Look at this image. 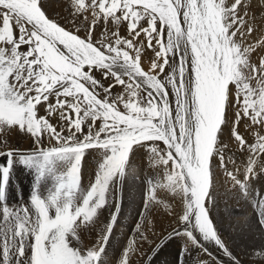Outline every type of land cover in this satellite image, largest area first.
I'll return each mask as SVG.
<instances>
[{"label":"snow or ice","instance_id":"1","mask_svg":"<svg viewBox=\"0 0 264 264\" xmlns=\"http://www.w3.org/2000/svg\"><path fill=\"white\" fill-rule=\"evenodd\" d=\"M66 3L68 23L61 25L43 0H0V264H100L119 220L124 178L135 174L128 163L134 152L163 178L146 183L144 223H136L116 264H151L174 236L184 237L181 253L195 264L213 258L208 242L238 264L210 215V193L222 173L229 191L255 200L264 230V196L252 187L264 176V37L248 42L257 31L254 9L264 3ZM146 49L154 54L147 69ZM116 86L122 92L114 94ZM16 136L30 146L20 148ZM232 145L246 157L242 168H229ZM89 150L100 159L85 189ZM17 167L34 184L28 204L13 207L8 189ZM160 192L178 198L179 210L170 213L175 226L152 246L149 216L170 209ZM106 211L99 238L84 243L82 233ZM193 249L204 255L192 256ZM253 255L264 259V249Z\"/></svg>","mask_w":264,"mask_h":264},{"label":"bare ground","instance_id":"2","mask_svg":"<svg viewBox=\"0 0 264 264\" xmlns=\"http://www.w3.org/2000/svg\"><path fill=\"white\" fill-rule=\"evenodd\" d=\"M43 2L45 4L46 12L51 18L59 20L61 25H65L68 23V11L66 0H43ZM258 10L259 8L256 7L254 9V13ZM249 15H253V12H249ZM257 21V17H255L254 23H257ZM100 31H103L102 26H98L95 29L96 33H99ZM121 33L126 34L123 26L121 27ZM79 34L83 36L84 32L81 31ZM151 57H154V54L151 52L150 49H146L145 52L142 53V66L145 69L148 68L149 58ZM97 78L102 79L99 73H97ZM102 82L107 85L111 81H104L102 79ZM122 90L123 89L121 86H116L113 90V93L117 94L122 92ZM101 94L103 95V93ZM52 99L54 102V98ZM41 114H44L43 108H41ZM72 115L73 117L75 116L74 113ZM98 124L99 121L97 122V125ZM85 131H87L86 128ZM241 131H244L243 125H241ZM14 143H16L20 148L25 149L30 146V139L26 136H16L14 137ZM234 151L238 150L234 145H232L229 147L228 150H226L225 155H232ZM233 158L235 163L233 164L232 162H229V168H233V166L242 168L246 157L241 156L239 152H237ZM99 159L100 157L97 152L89 150V153L86 154L83 160L82 186L85 189H87L90 182L94 179L92 178V176H94V173L97 170V161ZM128 163L130 167L134 168L135 171L138 172L137 175H140L142 178L141 180L143 181L142 183H138L134 180L132 185L135 189L141 186L143 188H146L147 180L145 177H147L150 181L162 180L163 178L161 174V169L153 167L151 161L148 160L147 157H145V154L143 152H134L130 157ZM216 175L217 179L210 193L213 202L209 205V208L210 215L217 227V231L220 237L226 242L231 254L237 258L238 264H264V259H258L256 256L253 255L254 251L264 249V230H261L259 228L256 214L255 212H253V204L255 203V200H252L250 202L248 197L241 195L239 188H235L229 191L223 181V174L217 173ZM14 178H17V180L12 182L10 184L11 188L9 186L8 189L9 203L11 202V204L18 203L26 205L28 204L29 196L33 194V174L30 171H26L22 167H17L14 170L9 183ZM252 187L255 189H259L260 195L264 196V176H261L258 179L254 180L252 182ZM123 194L124 192H122V200H124L125 196V194ZM160 195L170 205V209L157 207L149 216V222H153V231L155 230L154 232L159 233L154 234V236L156 235L157 237L161 238L158 242L155 243L149 240V244H151L152 246H155L162 239H164L167 236V233L171 231V228L175 226V221L170 213L179 210L178 198L173 199L172 197H170V194L164 192H160ZM130 207H132L133 209L132 205ZM128 208V203H125L123 207L120 208L118 223L113 229L112 238L108 242V246L101 258L100 264H116V261L120 257L121 250L125 243L123 240L129 239L126 232L130 231L132 234V230L134 227L132 228L131 221L126 224L125 218L128 214ZM223 208L224 211H222ZM135 212L136 210L133 209L131 215L134 216ZM131 219H133V217ZM102 221L98 223L97 228L103 227L104 224L108 222L105 219ZM142 221L144 220L142 219ZM147 228L150 230L151 227ZM86 233H88V235H86ZM89 234L90 231H85L82 233V240L84 243L91 244L93 242ZM151 237L152 235L149 232V239ZM250 241L254 242V245L252 247L251 245H249ZM185 243L186 241L183 236H174L165 239L158 251H155L152 254L151 264H182L179 260L182 253L180 255L178 251L180 248L181 252V248L183 245H185ZM149 244H145V250L148 249ZM206 246L209 251L214 254L213 258L208 260V264H220L221 259L224 260L225 264H230V261L227 260L223 253L219 252L216 249L215 245L212 242H208ZM203 255L204 254L201 253L198 249H193L192 256L202 257ZM174 256L175 260L173 261ZM183 258L185 259V264H195V261L191 257L183 256ZM137 264H140V262L137 261Z\"/></svg>","mask_w":264,"mask_h":264},{"label":"rangeland","instance_id":"3","mask_svg":"<svg viewBox=\"0 0 264 264\" xmlns=\"http://www.w3.org/2000/svg\"><path fill=\"white\" fill-rule=\"evenodd\" d=\"M261 3H264V0H260ZM259 8V7H258ZM255 17H257V23H255V25L257 26V31L250 37H248V42H255V40L257 39H261L262 37H264V9H261L259 8L258 11H256L255 13ZM262 18H263V21H262ZM260 19V20H259ZM258 58V57H257ZM257 58H254V59H257ZM256 82L253 81V86H255ZM238 151H234L232 153V157H234V155L237 153ZM233 167H236V166H233ZM139 170V169H138ZM138 172L135 171V174L134 175H131V176H126L124 178V182H123V185H122V192H124L125 196H124V200H122V203L120 205V208L123 207V205L126 203H128V214L127 216L125 217L126 218V224L129 223L131 221V224H132V228L135 227L136 225V222L138 223H144V221H142L143 217L140 216L139 214L143 211V199H144V192H145V188H143L142 186L141 187H137L136 189L133 187V181H137L138 183H142L143 181L141 180V176L137 175ZM91 177V176H90ZM92 178H94V176H92ZM130 178V179H129ZM147 182H150V180H148L147 177H145ZM17 178H14L10 183H9V186L11 188V183L16 181ZM34 181V180H33ZM34 184V183H33ZM129 191H128V189ZM139 189V190H137ZM142 189V190H141ZM131 190H134V191H131ZM136 191V192H135ZM141 191V192H140ZM123 194V195H124ZM137 194V195H136ZM139 194V195H138ZM140 196V197H139ZM129 197V199H128ZM171 197V195H170ZM10 206H13V207H16V206H24L25 204H18V203H12L11 202L9 203ZM133 206V209L136 210L134 216L131 215L132 213V207L130 206ZM138 205V206H137ZM221 205V204H220ZM256 209H253V212H255L256 214ZM222 211H224V208L222 209ZM252 212V213H253ZM110 212H105L104 215L101 217L100 221L102 220H106L108 221V217H109V214ZM133 217V219H131ZM135 221V222H134ZM103 222V221H102ZM149 225L147 227H151L149 232L150 234L152 235V237L149 239L150 241H152L153 243L155 242H158L161 238L157 237L156 235L154 236V234H159V233H156L153 231V222H149L148 223ZM99 227V226H98ZM98 229L97 226L95 229H93V232L92 230L90 231V234L89 236H91L90 238L92 239V241L94 242L96 239L99 238V232H98ZM152 232V233H151ZM95 233V234H94ZM93 234V235H92ZM126 234L128 235V237L130 236L131 232L130 231H127ZM86 235H88V233H86ZM155 237V239H154ZM157 238V239H156ZM128 240V239H127ZM127 240H123L124 242L127 241ZM178 242V241H177ZM251 247L254 245V242L250 241V244ZM106 250V249H105ZM148 250V249H147ZM146 250V251H147ZM105 252V251H104ZM178 253L181 255V252H180V248H179V251ZM175 260V256L173 258V261ZM182 264H185V259L183 258V256L181 255L180 259Z\"/></svg>","mask_w":264,"mask_h":264}]
</instances>
